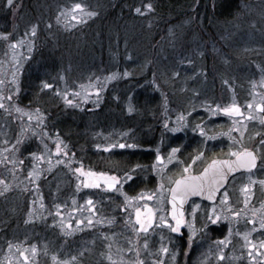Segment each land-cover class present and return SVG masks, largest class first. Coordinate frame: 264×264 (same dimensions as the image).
<instances>
[{
	"label": "rangeland",
	"instance_id": "374dc122",
	"mask_svg": "<svg viewBox=\"0 0 264 264\" xmlns=\"http://www.w3.org/2000/svg\"><path fill=\"white\" fill-rule=\"evenodd\" d=\"M77 2L83 3L88 10L96 12V8L89 4L87 0H68L56 9L54 15L57 17L61 9H70ZM60 24L64 30L68 31H75L84 25L71 20L70 17L66 21L62 20ZM65 24L68 26L65 27ZM72 25L75 26L73 27ZM259 30L261 31L254 32ZM21 39L25 42L15 52L8 46L12 40L8 42L0 40V80L4 81L3 85H0V94L5 97L10 94L9 89H13L14 91L11 80L12 73L16 71L17 67H19L18 83L21 84L20 75L24 63L35 48L34 44L33 50L31 52L28 51L27 41L30 37H26L25 35L18 36L13 41ZM261 40H264L263 28L251 29L239 35V41L242 43H258ZM248 47H252L250 49L251 52L258 51V46L256 45L249 44ZM248 47L247 50H249ZM13 56H15V59H13ZM17 61H19V64H17ZM244 66L245 64H241V66L235 65V68H243ZM68 70L70 71V66H68ZM123 72L114 69L111 72L108 71V73L103 74L91 73L80 79L77 77L73 81H69L68 75H65L58 84H53V86L61 92L66 91L69 94L68 99L74 100V103L80 105L79 107L95 110L99 108L95 104L97 99L95 94L96 88L102 89L99 97L100 106L109 86L123 76L120 75L117 79L109 82H105L104 78L113 73L122 74ZM96 77L100 78L99 83H97ZM197 78L200 79V77ZM81 85L84 86L83 90L80 87ZM19 88H21L20 85ZM245 88L246 92L242 88L236 89L235 86H228L227 88L224 86L217 93L218 99H199L198 95L193 93L186 100L185 109L170 104V109L167 110L163 119L164 124L167 122L169 128L175 127L177 116L181 113L186 114V111L190 110L191 106H195L196 111L187 117V126L184 127L183 131L172 133L165 129L166 135L164 139L160 140L156 146L144 148L138 146L136 149H128L137 151V154H131L132 156L134 155L133 158H143L144 161L147 160V163L141 164L143 171L137 170L136 173H133L136 177L135 180L129 184H125L122 192L127 193L129 197H138L140 194H144L145 196L152 195L153 199L137 201L134 206L128 207L126 211L124 210L125 201L119 193L106 191L104 187L92 189L81 185L77 189V184L79 183L77 176L79 174H74L73 169L83 165L85 172L92 171L99 173L101 170L85 166L75 155L74 157L72 156L73 153H69L68 147L66 149L69 153L68 157H64L62 154L56 156L54 141L56 140L57 132L54 128L51 129L50 125L46 124V120L39 127L35 123L34 110L36 108L40 109L38 102L34 104H22L17 95H13L12 101H8L7 99L0 101L5 105L4 109H0V160L6 161L5 163H0V179L12 185L7 192L0 195V225L5 223L10 224L13 221L23 226L21 237L11 238L10 242H6L7 248L5 244L0 245V262L40 264L43 260H47L49 264H138V261H143L144 264H153L154 261L162 260L163 264H191L192 258L195 257L196 249L194 248V244L189 248L188 239L190 233L188 228L185 226L179 234L172 233L160 221V216L163 214L169 223H173L168 205L167 193L169 181L175 180V177L181 174L183 167L191 163L190 157L198 150L204 151V157L202 161H197L196 164L192 165L191 172L200 169L209 159L210 152L217 149L225 150L222 156L240 150L241 145L246 148H253L258 153L264 151V149H260L258 146L261 136L256 135L258 132L264 133V127L261 123L264 120V112H261L257 107L261 102H264V72L255 73L254 77L248 80ZM84 91L89 93L86 100L83 97ZM73 92H81V96L73 97L71 95ZM223 93H228L226 98L220 97ZM62 102L66 104L63 98ZM205 102L212 106L216 104L228 106L235 102L240 106L244 116L233 118L221 114L209 118L206 108L202 106ZM248 104H253V109L251 110L253 119L251 120L246 119L250 112L247 107ZM126 106L128 109L129 107L132 108L128 103H126ZM16 107L24 109V112L32 113L33 120L29 121L28 116L23 112H16ZM5 109H8V111ZM199 111H203V113H199ZM44 114L46 113L44 112ZM234 120L239 121V123H234ZM201 122L204 123L208 136H214L215 139L205 143V138L192 130L195 124ZM234 128H240L243 131V136L235 130L230 131ZM44 131L48 135L42 137L40 134ZM22 132L24 133L23 136H21ZM33 132L37 133V135H33ZM125 133L128 135H122ZM131 134V129L121 130L113 128L112 131L92 130L93 143L91 144L97 152L110 155V152H106L104 149L112 143L134 144ZM18 137L22 139L23 143L17 145V151H13V145L16 144ZM60 139L62 138L60 137ZM62 140L64 141V139ZM24 142L28 144V147ZM44 145H47V149H45ZM97 145L100 147L97 148ZM173 147H180L181 152L176 154V159L183 161V164H177L175 160L173 163H167V155ZM157 148H159V154L165 157V166L159 175L152 167L156 162L157 152L155 150ZM117 150L119 149H113L111 152H117ZM33 153L37 156H43V161L30 159ZM117 156L115 155V157ZM49 159H51L53 165L51 171H47ZM57 159L64 160L65 163L57 165L55 163ZM21 160L23 164L16 163L14 165L7 162H18ZM69 160H71L70 167L67 166ZM34 165L44 169V171H42L38 181L30 183L27 174L32 170ZM157 167L160 166L157 165ZM121 172L106 173L119 176L123 174V171ZM250 175L251 179L257 183L250 185V201L245 206L243 203L245 193L241 189L249 184ZM81 179L87 181L88 178L81 177ZM260 180H264V168L261 165L257 171L251 174H242L231 182L227 189L229 207L236 211H241L242 214L238 221H222L218 225H209L206 235L197 234L193 241L200 242L199 249L205 248L208 250V256L206 255L205 257L204 255L201 260L196 259L194 264H220V261L216 259L217 250L215 248V241L223 239L227 235L229 228L233 231V237L232 244L224 250L226 258V261H223L224 264L225 262H230L231 264H251V261L246 257L247 250L242 247L244 242L242 236L239 234L249 232L251 233L250 239L253 241L259 242L260 240H264V231L259 230L258 223L256 225L258 230L255 232L252 231L253 226L250 223L253 213L256 214L255 218L257 221L259 220L261 205L264 204V189L259 184ZM161 183L164 184L163 193L157 191ZM37 185L39 191H37ZM157 196L163 197L162 203L157 202ZM221 198L215 203L218 208L221 206L219 203ZM88 199H91L95 205V213L91 215L89 213V206L86 204ZM73 201H75V204H73ZM196 204L200 205L196 210L195 218V227L199 229L202 226V221L206 219V213L210 211L213 204L192 203L189 211L185 214V218L189 221H191L192 208ZM57 205L60 206L59 212L61 215H57ZM148 206L156 213L155 221L147 233H140L137 236L132 230L131 224L126 222L129 220L135 221L134 207H140L142 211H146ZM160 208L164 209L163 213L158 210ZM30 213L32 214L31 218L29 216ZM88 219L93 221L91 226H87ZM79 220L85 221V224L78 225L77 221ZM108 220H112L113 222L109 224ZM98 221L104 222L99 223ZM61 223H63V227ZM33 229L35 233H33ZM47 230H50V233L45 237ZM145 239H147V248L143 247ZM169 241L171 242L169 243ZM9 243L13 245L11 250L9 249ZM33 247L36 250L35 254L32 251ZM161 247H168L169 254H160L159 250ZM129 249L132 250L130 251ZM137 250L139 251V256L136 255ZM91 252L96 254L88 255ZM242 252L245 255L242 256ZM172 253H175L174 260L172 259ZM109 256H111V259L108 258ZM234 256L239 257V259H230ZM74 257L75 260H73ZM203 258L206 259L203 260Z\"/></svg>",
	"mask_w": 264,
	"mask_h": 264
},
{
	"label": "trees",
	"instance_id": "16d2710c",
	"mask_svg": "<svg viewBox=\"0 0 264 264\" xmlns=\"http://www.w3.org/2000/svg\"><path fill=\"white\" fill-rule=\"evenodd\" d=\"M66 1L15 0L19 9L14 11L0 0V32L12 33L13 41L32 24L39 25L35 48L20 75L18 98L22 104L38 102L46 124L85 166L108 171L118 164L124 172L139 161L128 157L127 150L121 158L97 152L91 144L92 130L131 129L134 144L154 147L166 135L163 119L170 104L185 109L193 93L199 99H218L224 86L246 92L248 80L264 72V40L239 41V35L251 29H264V0H87L98 14L75 31L64 30L55 20L54 12ZM148 3L154 11L146 15L135 12ZM249 44L258 46V51L251 52ZM241 64L245 66L235 68ZM114 69L131 75L109 86L98 110L66 106L52 90L41 92L39 87L42 81L58 84L65 75L73 81ZM174 72L180 75L173 77ZM153 73L159 89L151 84ZM126 103L132 106L131 112ZM22 227L13 221L0 225V245L7 248L11 238L21 237ZM49 233L47 230L45 237ZM192 244L194 264L208 256V250H200L196 240Z\"/></svg>",
	"mask_w": 264,
	"mask_h": 264
},
{
	"label": "snow or ice",
	"instance_id": "6c2138e0",
	"mask_svg": "<svg viewBox=\"0 0 264 264\" xmlns=\"http://www.w3.org/2000/svg\"><path fill=\"white\" fill-rule=\"evenodd\" d=\"M216 6L215 4L213 5ZM5 7H7L10 10H18L19 5L16 4L15 0H5ZM154 11L153 5L151 3H148L144 6L143 10L141 7H136L135 12L139 15H146L148 13H151ZM98 13L95 11L88 10L83 3H74L70 9H61L56 17V22L59 24L62 20H67L69 17L71 20L76 21L79 24H85L87 21L93 17H95ZM68 25L65 24V27ZM73 27L75 25H72ZM39 25L34 23L30 26L28 30L25 32L26 37H30V39L27 41L28 43V51L31 52L34 47V41L37 36ZM47 27L51 28L52 25L49 24ZM12 36V33H0V40H3L5 42L10 41ZM25 41L23 39L12 41L8 44L9 48L15 52L18 48L21 47V45ZM202 55V54H201ZM131 59V56L128 57ZM13 59H15V56H13ZM188 63L191 64L192 60L189 59ZM17 64H19V61H17ZM203 74V73H201ZM18 75H19V67H17L16 71L12 73V80L11 84L13 85V89H9V95L6 97L0 94V101H3L4 99H7L8 101H12L13 95H19L20 88L18 83ZM122 75L123 77L130 76L131 73L128 71H124L122 74L113 73L110 76H107L104 78L105 82H109L112 80H115L118 78V76ZM180 75L179 72H174L173 77H178ZM60 79H63V76L60 77ZM97 83L100 82V78H95ZM4 81L0 80V85H3ZM225 84H228V81H224ZM151 84L153 87L159 89V85L156 84L155 81V74L153 73V80L151 81ZM91 86V85H90ZM40 90L41 92H44L45 90H52L57 96H60L64 99L66 105L71 106L73 108H79L78 103H74V100L68 99V93L61 92L59 89H55L53 84L48 83L47 81H42L40 84ZM81 89H84V86H80ZM101 88L97 87L95 94H96V101L95 104L97 107H99V97ZM198 95V93H195ZM73 97H80L81 92H73L71 93ZM89 93L86 91L83 92V97L86 100ZM165 104H167V99L165 98ZM204 108H206L207 113L209 114V118L219 116L221 114L229 117H243L244 113L242 112L240 106L233 102L232 104L228 106H221L219 104H216L215 106H212L208 103H204L202 105ZM248 109L250 110L249 115L246 117V119H253L251 116V110L253 109V104L247 105ZM259 110L261 112H264V102H261L258 106ZM5 105L4 103L0 102V109H4ZM8 111V109H5ZM133 109L129 107L128 111L131 112ZM15 111L18 113L23 112L25 115L28 116L29 121L33 120V114L30 112H24V109L20 107H16ZM35 123L39 127L43 124L46 117L41 113V110L39 108H36L35 110ZM196 111L195 106H191L190 110L186 111L185 113H181L177 116L176 120V126L169 128L168 123L165 122L164 127L166 130L177 133L184 130V127L187 126V117L191 116L193 112ZM234 123H239V121L234 120ZM262 124H264V120L261 121ZM246 127V126H245ZM192 130L194 132H198L201 137L205 138V143L209 140L215 139L214 136H208L207 132L205 131L204 123H197L193 126ZM235 130L237 132H240V135L243 136V131H241L240 128H234L230 131ZM24 133H21V136H23ZM33 135H37V133L33 132ZM43 136H47V132L44 131L42 134ZM124 136H127L128 134H122ZM256 135L261 136V139L258 141V146L260 149H264V133H257ZM51 138V137H49ZM23 141L21 138L16 139V144L13 145V151H17V145L22 144ZM55 143V154L56 156H60L61 154L64 157H68L69 153L66 150L67 145L64 143L62 139L59 137V133H56V140ZM63 145V147H62ZM45 149H47V145H44ZM100 146L97 145V148ZM138 147L137 144H128V143H120L115 142L108 147L104 149L106 152H111L113 149H136ZM7 151V149H5ZM157 152L156 156V162L152 166L157 174L159 175L165 166V157L159 154V148L155 150ZM181 149L180 147H173L171 148V151L167 155V163H173L175 160L177 164H183V161H179L176 159V154L180 153ZM74 153L72 156L74 157ZM230 157H235V159H227V160H212L211 163L208 165V167L204 168L199 175H192V165L196 164L197 161H202L204 157V151L198 150L194 155L190 157L191 163H189L187 166L183 167L181 172V178L176 180H170L169 181V187H168V196H170V204H171V212L170 217L173 223H169L168 219L165 218V215L160 216L161 224L166 226L172 233H181L182 228L185 226L189 230V239L188 244L189 248H191L193 239L197 236L198 233L202 235H206V230L209 227V225H218L222 221H238L239 217L241 216V211H236L229 207V196H228V190L225 188V186L229 183V176L241 169L246 170L248 173H252V170L257 167V160H260L262 168H264V151H261L259 154L257 152L251 151L246 147H243L241 145L240 150L230 152ZM30 159L35 161H43V156H37L35 153L31 154ZM6 161L0 160V163H5ZM10 163H13L14 165L16 163L23 164V161H7ZM57 165H63L65 163L64 160L57 159L55 161ZM159 165L160 167H157ZM68 167L71 166V160L68 161L67 164ZM53 165L51 159L48 161V169L47 171H51ZM137 170L143 171V166L137 164L133 168H129L127 171H124L122 175H115V174H109L106 172H92L87 171L85 172L83 169V165L80 167H77L73 169L74 174H79L77 176V179L79 183L77 184V189L83 185L86 188H92V189H100L101 187H104L106 191H112L115 193H119L123 196V199L125 201L124 204V210L126 211L128 207L134 206L135 202L137 201H145V200H152L153 196L148 195L145 196L144 194H140L138 197H129L127 193L122 192V188L125 184H129L130 182H133L135 180V176L133 173H136ZM44 171V169L39 168L37 165H34L32 170L28 172L27 178L29 179L30 183H34L35 181H38L40 179L41 173ZM81 177H87V181L81 179ZM257 183L256 181H253L251 179V175L249 176V184L245 185L241 191L245 193L244 201L243 203L245 206L249 204L250 201V195H251V188L250 185ZM259 184L261 185V188L264 189V180H260ZM174 185V186H172ZM12 185L8 184L5 180L0 179V195H3L5 192H7ZM221 189H225L221 193ZM25 190H27L25 188ZM37 191H39L38 185H37ZM158 192L163 193L164 192V184L161 183L160 187L157 189ZM217 194H221L222 198L220 200V207L218 208L215 205ZM193 196H205L207 200L213 201V206L211 207L210 211L206 213V219L202 221V226L197 229L195 227V218H196V210L200 207V205L196 204L192 208L191 212V221L187 220L185 218L184 212L182 211V207L185 204V202ZM156 200L158 203H162L163 197L157 196ZM73 204H75V201H73ZM86 204L89 206V213L94 214L95 213V205L93 204V201L91 199H88L86 201ZM43 206V205H41ZM58 211L57 215H61L59 212V205L56 206ZM161 213L164 212L163 208L158 209ZM135 212V221H127L126 223H130L132 230L139 236L140 233H147L150 228H152L153 223L155 221V211L151 207H147L146 211H142L140 207H134ZM31 213L29 214L31 218ZM130 215V214H129ZM256 214L253 213V218L251 219L250 223L252 224V231H257V223L259 225V230L264 231V204L261 205V212H260V218L257 221L255 218ZM99 223H103L104 221H98ZM113 221L108 220V223L111 224ZM93 221L91 219L87 220V226H91ZM77 224H85V221L79 220L77 221ZM61 226L63 227V223H61ZM69 227H71L69 225ZM239 234V233H237ZM242 236L243 239V248H246V257L249 261H251V264H264V240H260L259 242H255L252 239H250L251 233L246 232L243 234H239ZM232 237H233V231L231 228H229L227 235L220 240L215 241V248H216V259L217 261H225V252L224 250L229 247V245L232 244ZM171 241H169L170 243ZM13 245L9 243V249ZM111 247V245H109ZM144 248L148 247L147 239H145ZM130 251L132 249H129ZM33 254H35V248L32 249ZM160 254L167 255L169 254L168 247H161L159 250ZM136 255L139 256V251H136ZM241 255H245V253H241ZM111 259V256L108 257ZM27 259V257H25ZM55 259V257H53ZM172 259H175V253H172ZM230 259H239V257H231ZM75 260V257L73 258ZM138 264H144L143 261H138ZM153 264H163L162 260L154 261Z\"/></svg>",
	"mask_w": 264,
	"mask_h": 264
},
{
	"label": "water",
	"instance_id": "95a60500",
	"mask_svg": "<svg viewBox=\"0 0 264 264\" xmlns=\"http://www.w3.org/2000/svg\"><path fill=\"white\" fill-rule=\"evenodd\" d=\"M251 151H252V150H251ZM227 159H231V158H221V159H220V158H216L215 160H227ZM233 159H235V158H233ZM213 160H214V159H213ZM210 163H211V161L205 166V168L208 167V165H209ZM257 164H258V160H257ZM242 171H246V170L241 169V170H239V171H237V172L231 174V175L229 176V178H230L232 175H234V174H236V173H239V172H242ZM199 174H200V173L192 174V175H199ZM180 178H181V177H180ZM180 178H178V179H180ZM172 186H174V185H172ZM221 190H222V189H221ZM217 196H218V194H217ZM193 197H199V198H201V199L207 200L205 196H193ZM193 197H190V198L185 202V204L183 205V207H182V211H183L184 213H185V209H186V206H187L189 200H190L191 198H193ZM216 199H217V197H216ZM207 201H209V200H207ZM210 202H213V201H210ZM169 205H170V208H171L170 197H169Z\"/></svg>",
	"mask_w": 264,
	"mask_h": 264
}]
</instances>
